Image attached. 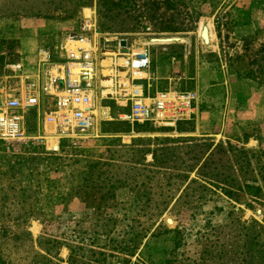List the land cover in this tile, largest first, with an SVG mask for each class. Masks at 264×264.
I'll use <instances>...</instances> for the list:
<instances>
[{
	"label": "rangeland",
	"instance_id": "obj_1",
	"mask_svg": "<svg viewBox=\"0 0 264 264\" xmlns=\"http://www.w3.org/2000/svg\"><path fill=\"white\" fill-rule=\"evenodd\" d=\"M70 33L95 41L97 113L87 131L61 132L44 125L55 99L43 96L22 138L0 140V264H264V203L243 192L248 208L200 179L184 190L217 144L264 149V82L254 71L264 0H0V107L24 90L10 78L29 77L14 66L21 43L33 39L62 64ZM141 48L145 70L128 63ZM110 77L114 94L192 90L194 114L174 127L122 121L127 108L104 93Z\"/></svg>",
	"mask_w": 264,
	"mask_h": 264
},
{
	"label": "built area",
	"instance_id": "obj_2",
	"mask_svg": "<svg viewBox=\"0 0 264 264\" xmlns=\"http://www.w3.org/2000/svg\"><path fill=\"white\" fill-rule=\"evenodd\" d=\"M71 42L80 45L72 47ZM94 42L89 36H77L72 33L65 36L59 45L64 56L62 64H51L50 52L47 49H40L37 52L39 73L41 68L44 70L42 72L47 70L49 73L41 74L44 77L42 86L39 83L22 82L24 90L7 93L0 107V140L14 141L22 138L25 114L31 109L41 107V91L44 96L55 99L54 105H49L42 111L44 125L53 126L61 132L63 127H67L68 131L72 128L77 132H85L91 127L94 118L91 114L94 69L86 70L81 67V70L75 73L73 67L74 64L91 63L94 68L92 60L97 50ZM127 56L129 66L143 70L149 67L150 60L145 48ZM14 66L20 68L19 64ZM60 71L63 73L62 76L59 75ZM37 80L40 81L39 74ZM139 86L140 89L134 87L127 93L119 92L112 95L116 103L127 108L118 114L120 120L174 127L178 122L188 120L194 114L197 100L194 91L164 90L150 97L144 88ZM48 88L56 92H49Z\"/></svg>",
	"mask_w": 264,
	"mask_h": 264
},
{
	"label": "trees",
	"instance_id": "obj_3",
	"mask_svg": "<svg viewBox=\"0 0 264 264\" xmlns=\"http://www.w3.org/2000/svg\"><path fill=\"white\" fill-rule=\"evenodd\" d=\"M260 59L263 60V64L257 62V70L254 71H256L257 77H262L264 82V52L261 54ZM249 74L254 76L255 72L251 71ZM193 167V165H190L186 170L190 171ZM167 174L169 178L173 176L178 177L179 175L178 173L175 174L170 172ZM187 177L188 175L181 174L178 181L174 178L172 185H176L175 190H179ZM197 177L198 179H191L184 190L188 188L190 184L197 183L200 179L219 189L227 197L245 204L248 208H252L253 204L248 202L246 198L241 200V198L243 199L244 197L242 194L243 192L250 191L251 199L252 197L254 198L252 201L259 202V204L264 203V149L254 150L241 148L230 143H219L198 166ZM199 185L203 186L201 184ZM74 249L78 251L82 248L80 246H75L73 249L70 248V253H72ZM97 262L100 261L95 260V264H97ZM132 264L145 263L142 260H136Z\"/></svg>",
	"mask_w": 264,
	"mask_h": 264
},
{
	"label": "crops",
	"instance_id": "obj_4",
	"mask_svg": "<svg viewBox=\"0 0 264 264\" xmlns=\"http://www.w3.org/2000/svg\"><path fill=\"white\" fill-rule=\"evenodd\" d=\"M35 48H36V45L34 44L33 39L29 38V39H26V42L24 44L23 42L21 43V45L19 46V63H17L20 65V68L19 69L16 68L15 70L22 71L23 72L22 74L26 73L25 75H28L29 77L26 78L24 76L25 78L16 79V80L10 78L11 82L17 81L19 85L20 84L22 85V82L23 83H34V84L39 83V85L42 86L43 81L38 82V80L36 79L38 77L39 71H38V65H37V52ZM9 77H12V76H9ZM43 96L44 95L42 93L40 95L41 100L44 99Z\"/></svg>",
	"mask_w": 264,
	"mask_h": 264
},
{
	"label": "bare ground",
	"instance_id": "obj_5",
	"mask_svg": "<svg viewBox=\"0 0 264 264\" xmlns=\"http://www.w3.org/2000/svg\"><path fill=\"white\" fill-rule=\"evenodd\" d=\"M210 33V32H209ZM163 39H164V37H163ZM180 39V38H179ZM158 40V39H157ZM173 41V40H172ZM181 41V40H180ZM147 42H150V43H156V42H161V41H155V40H152V41H147ZM73 43L74 42H71V44L73 45ZM73 47V46H72ZM115 52H112V54H114ZM117 53V52H116ZM118 54V53H117ZM120 55V54H119ZM104 62V64H106V62L107 63H109V61H103ZM122 63H123V65H127L128 63H126V59H123L122 61H121ZM95 66V65H94ZM84 68V69H86V70H91V69H94L93 68V66H92V64L91 63H86V64H84V65H82V64H74V67H73V70L75 71V73H78L81 69L80 68ZM111 73V70H105V74H106V76H112V75H109V73ZM134 76L135 77H137V78H141V77H143V76H145L146 74L144 73V72H142V71H135L134 73ZM59 75L60 76H62L63 75V73H62V71H60L59 72ZM105 83L104 84H106V85H108L109 86V88L107 89V90H104V93L106 92V93H112V94H114L115 93V88L114 87H112V85L114 84L113 83V78H108V80H105L104 81ZM123 83H124V85H128V84H130V82H128V81H126V80H124L123 81ZM134 87H137V88H141L139 85H132V86H130V87H128V89H120L119 91H120V93H127V92H129L130 90H132ZM119 91L117 92L116 91V93H119ZM123 91V92H122ZM92 105V108H91V114L92 115H95L96 113H97V108L94 106L93 107V104H91ZM49 142L50 143H53L54 145L56 144V138H49Z\"/></svg>",
	"mask_w": 264,
	"mask_h": 264
},
{
	"label": "water",
	"instance_id": "obj_6",
	"mask_svg": "<svg viewBox=\"0 0 264 264\" xmlns=\"http://www.w3.org/2000/svg\"><path fill=\"white\" fill-rule=\"evenodd\" d=\"M121 45L124 46L125 45V42L124 41H121Z\"/></svg>",
	"mask_w": 264,
	"mask_h": 264
}]
</instances>
